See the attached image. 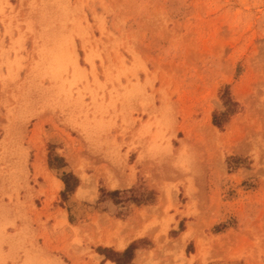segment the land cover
I'll list each match as a JSON object with an SVG mask.
<instances>
[{
  "label": "rangeland",
  "instance_id": "1",
  "mask_svg": "<svg viewBox=\"0 0 264 264\" xmlns=\"http://www.w3.org/2000/svg\"><path fill=\"white\" fill-rule=\"evenodd\" d=\"M114 222L124 264H264V0H0V264Z\"/></svg>",
  "mask_w": 264,
  "mask_h": 264
},
{
  "label": "bare ground",
  "instance_id": "2",
  "mask_svg": "<svg viewBox=\"0 0 264 264\" xmlns=\"http://www.w3.org/2000/svg\"><path fill=\"white\" fill-rule=\"evenodd\" d=\"M55 185L57 188L60 187L59 186L60 184L58 182ZM80 193H81V189L79 188L78 189V196ZM108 226L111 230L109 229L110 231H108V230L107 231L106 230L105 231H103V230L99 231L100 235L97 237L96 243L98 242L99 244H101L103 246H115L118 250H122L126 246V243L123 240H119L120 238L116 240L114 238L115 237L114 235H116L118 232H120L121 229H124V227H125L124 224L114 222V223L109 224ZM187 234H189V233H187ZM186 236H187V238L189 237L188 235H184L183 237H186Z\"/></svg>",
  "mask_w": 264,
  "mask_h": 264
},
{
  "label": "trees",
  "instance_id": "3",
  "mask_svg": "<svg viewBox=\"0 0 264 264\" xmlns=\"http://www.w3.org/2000/svg\"><path fill=\"white\" fill-rule=\"evenodd\" d=\"M224 98H225L224 99V105L226 106V110L220 114V117L213 115L212 122L217 127H219V122H220L221 118H225L228 115V113L233 112L234 106H235V103L232 102L228 97L224 96ZM116 192L117 191H114V193H116ZM130 249H131V245L126 250H124V252L121 254L122 259L123 258L127 259L129 257V250ZM122 259L120 258V261L118 260V264H119V262H120V264H121V262L124 264V260H122Z\"/></svg>",
  "mask_w": 264,
  "mask_h": 264
},
{
  "label": "crops",
  "instance_id": "4",
  "mask_svg": "<svg viewBox=\"0 0 264 264\" xmlns=\"http://www.w3.org/2000/svg\"><path fill=\"white\" fill-rule=\"evenodd\" d=\"M66 178L63 179V181H60L61 183V188H65L67 189L69 185V181L72 177H70L71 175H65ZM71 189V188H70ZM128 245V244H127ZM106 247V246H105ZM117 251H120L118 255L114 256L115 258H111L110 256H108L106 253L102 254V255H98L100 257L99 259V262L102 263V264H116L118 263L117 261L119 260L120 261V258L122 259V252L124 251V249L122 250H117ZM122 260H126V259H122ZM23 262H27L28 263V260H24Z\"/></svg>",
  "mask_w": 264,
  "mask_h": 264
}]
</instances>
